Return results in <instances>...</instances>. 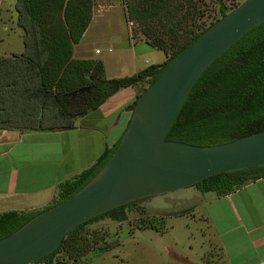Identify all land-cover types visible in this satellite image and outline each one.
Listing matches in <instances>:
<instances>
[{
    "label": "trees",
    "instance_id": "obj_1",
    "mask_svg": "<svg viewBox=\"0 0 264 264\" xmlns=\"http://www.w3.org/2000/svg\"><path fill=\"white\" fill-rule=\"evenodd\" d=\"M212 1L217 11L206 25L209 9L203 0H124L127 21L143 42L164 53L165 61L131 76L107 79L101 60L73 58L74 46L92 20L93 0H16V24L23 33L24 49L0 58V131L71 130L75 120L97 110L119 91L137 89L144 82L149 86L212 23L238 6ZM135 102L128 107L130 111ZM260 131H264V22L250 29L202 73L166 140L213 147ZM119 142L89 168L60 182L49 207L0 213V239L79 191L108 163ZM262 178L264 166L215 175L194 188L223 197ZM137 203L83 223L36 264H74L87 255L113 250L118 241L91 251L95 240L83 236L84 228L104 218L124 222Z\"/></svg>",
    "mask_w": 264,
    "mask_h": 264
},
{
    "label": "water",
    "instance_id": "obj_2",
    "mask_svg": "<svg viewBox=\"0 0 264 264\" xmlns=\"http://www.w3.org/2000/svg\"><path fill=\"white\" fill-rule=\"evenodd\" d=\"M263 22L264 0H245L212 23L137 97L108 163L70 198L0 239V264L37 263L67 234L109 211L194 187L215 175L264 166V131L213 147L166 140L202 73ZM194 208L164 216L186 215Z\"/></svg>",
    "mask_w": 264,
    "mask_h": 264
},
{
    "label": "crops",
    "instance_id": "obj_3",
    "mask_svg": "<svg viewBox=\"0 0 264 264\" xmlns=\"http://www.w3.org/2000/svg\"><path fill=\"white\" fill-rule=\"evenodd\" d=\"M2 2L0 0V10ZM12 20L17 27L16 12ZM92 23L93 16L81 41L74 46L73 58L101 60L107 79L134 75L127 74L132 69L128 64L125 66L117 61L109 64L93 55V50L95 55L100 53L85 43ZM22 51L16 49L6 53L0 50V56L8 58ZM136 98L135 88H125L97 110L75 120L74 129L67 131H0V213L49 207L60 182L89 168L104 151L121 140L132 113L128 107ZM202 197L197 207L203 209L202 216L212 231L224 264H264V178L223 197L214 193ZM171 252L167 258L179 264L206 263L204 257L198 263L184 254L171 256ZM177 257L182 262L175 260Z\"/></svg>",
    "mask_w": 264,
    "mask_h": 264
},
{
    "label": "rangeland",
    "instance_id": "obj_4",
    "mask_svg": "<svg viewBox=\"0 0 264 264\" xmlns=\"http://www.w3.org/2000/svg\"><path fill=\"white\" fill-rule=\"evenodd\" d=\"M203 1L209 9L205 18L208 25L215 17L217 6L212 0ZM223 1L239 6L245 0ZM93 2V23L85 43L99 51L100 54L95 55L93 50L96 58L104 59L109 64L116 61L125 66L128 64L127 67L132 69L127 74H135L164 62V53L143 42L135 26L127 21L124 0ZM15 3L16 0H3L0 10V50L6 53L24 49L23 33L12 23ZM147 86V82L142 83L136 89L137 94ZM202 195L191 187L168 195L146 198L137 201L124 222L104 218L87 225L82 234L89 240H95L91 251L103 243L113 241H118V246L99 256L87 255L74 264H179L167 258L169 251H172L171 256L182 257L184 254L198 263L204 257L205 264H224L212 231L202 216L203 209L197 207L203 199ZM191 207L195 208L186 215L164 216ZM179 257L175 260L178 261Z\"/></svg>",
    "mask_w": 264,
    "mask_h": 264
},
{
    "label": "built area",
    "instance_id": "obj_5",
    "mask_svg": "<svg viewBox=\"0 0 264 264\" xmlns=\"http://www.w3.org/2000/svg\"><path fill=\"white\" fill-rule=\"evenodd\" d=\"M98 53V52H97Z\"/></svg>",
    "mask_w": 264,
    "mask_h": 264
}]
</instances>
